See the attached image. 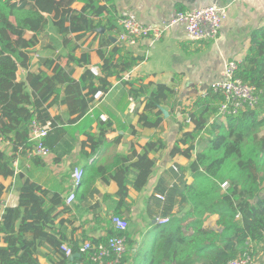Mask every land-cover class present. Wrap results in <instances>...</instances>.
Listing matches in <instances>:
<instances>
[{"label": "trees", "instance_id": "16d2710c", "mask_svg": "<svg viewBox=\"0 0 264 264\" xmlns=\"http://www.w3.org/2000/svg\"><path fill=\"white\" fill-rule=\"evenodd\" d=\"M110 1L0 0V175L15 177L19 182L18 205L5 206L3 212L4 186L0 184V237L6 243L0 246V264H41L40 249L45 245L52 246L49 257L54 260L53 264H74L91 255L93 247L107 244L110 237L123 234L129 249L121 264H228L244 254L255 261L256 255L264 250V197L261 195L264 190V27L253 31L249 51L236 71L239 78L257 86L261 91L260 100L255 107L247 106L236 115H219L224 97L212 88L199 96L191 107L177 110L181 103L173 86L145 83L143 79L126 81L129 95L144 100L139 118L141 127L159 128L165 119L161 107L167 109L170 116H176L179 111L187 122L189 119L195 125L193 131L184 133L172 144L170 152L171 158L181 155L190 160L189 164L175 163L166 168L154 194L148 198L147 214L151 220L157 216L168 217L167 222L152 225L149 237L155 233L153 244L148 242V245L131 249L128 229L117 231L110 226L113 215L123 217L121 211H115L106 223L104 236L85 237L82 242L69 244L73 254H80L70 261L62 250L64 240L55 228L58 225L55 221L62 214L59 208L67 206V198L43 188L25 173L15 172L14 163L26 157L36 145L30 135L34 120L51 123V130L44 139L51 150L50 138L56 139L65 133L74 137L75 133L86 134L93 151L106 141L110 127H103L100 122V133L91 132V98L83 101L82 96L108 92L112 87L109 78L124 81V74L139 65L144 57L134 55L123 46H114L107 53L100 50L102 75L95 76L87 68L76 80L71 66L57 63L53 55L70 47L67 54L73 64H88V55L81 59L75 57L79 46L73 41L97 32L103 25L101 17L107 12L106 4ZM76 2L82 4L80 9L73 6ZM109 22L114 29L117 27L115 18H109ZM36 48L39 50L35 51ZM31 51L38 54L42 66L38 71L29 70L26 77L21 78V67L29 68L31 64ZM56 103L67 105L68 113L73 116L68 124L59 117H52L50 108ZM81 143L83 147L86 144ZM64 145H68L67 141ZM168 148L162 138L154 136L140 153L134 151L118 158L129 162L114 175L119 185L115 196L122 203L129 196V176L135 174L132 186L141 191L159 166L160 156L156 154ZM151 154L156 156L151 157ZM31 158L37 162L42 157ZM106 168L100 171L98 164L92 163L83 169L76 198L79 194L85 196V200L89 194L90 198L95 197L99 192L95 181L98 175L110 171ZM223 182H228L226 190L221 186ZM80 188L83 189L78 192ZM210 215L218 216L215 228L205 225ZM85 242L92 245L86 253L81 251Z\"/></svg>", "mask_w": 264, "mask_h": 264}, {"label": "crops", "instance_id": "0c3cea01", "mask_svg": "<svg viewBox=\"0 0 264 264\" xmlns=\"http://www.w3.org/2000/svg\"><path fill=\"white\" fill-rule=\"evenodd\" d=\"M212 4L228 5V18L214 40L191 41L186 37L185 28L182 25H175L157 41L152 37H146L137 45H123L118 39L122 29L119 21L131 13H135L144 24L157 26L162 21L172 18L180 10H193ZM73 6L80 9L82 4L76 2ZM106 6L108 10L101 17L103 25L96 30L97 32L87 33L81 39L73 41L79 46L75 51V57L81 59L88 55V64L85 62L80 65L73 64L67 54L70 47L60 53L56 51L53 55V58H57V63L65 67L71 66L72 76L76 80L81 78L87 68L95 76L102 75L103 58L99 53L100 50L107 53L114 46H123L134 55L144 57L139 65L124 74V81L115 77L109 78L112 87L108 92L95 97V94H86V90L83 91L85 93L82 96L83 101L91 98L89 114L93 122L90 130L98 135L100 122L103 127H110L106 133V141L99 149L93 151L88 145L86 134L79 132L73 134L74 137L71 133H65L56 139L52 136L49 143L53 149L49 156L38 158L40 161L33 162L32 158L26 155L14 164L16 173H25L32 181L52 193L60 194L65 200L73 183L72 172L75 167L85 169L95 163L98 164L100 171L105 167L110 169L105 174L97 176L95 186L99 192L95 194V197L90 198L91 194H89L85 200V196L78 193L83 189L80 188L77 198L71 203L66 200L67 206L59 208L62 214L56 219L55 224L58 225H55V228L59 230L58 236L68 245H71L73 241L82 242L85 237L98 239L106 234V223L111 215L115 211H121L123 217L129 221L128 232L132 240L130 248L134 250L151 240L149 232L152 230V225L160 222L151 220L148 216L147 202L148 198L154 194V189L164 170L175 163L186 166L190 162L181 155L171 158L172 144L184 133L193 131L195 125L187 122L178 111L176 116L169 115L165 118L157 129L141 127L139 118L144 109V100L143 98L134 99L129 95V86L126 81L143 79L145 83L171 85L177 92V101L181 103L177 110L191 107L199 96L205 94L211 84L222 77V70L229 60L240 62L246 56L253 31L264 27V0H111ZM111 17L117 22L115 29L109 22ZM52 35L54 39L57 38L54 30ZM107 40L109 43L106 42ZM48 41L49 39H46V42ZM38 48L35 51H38ZM34 54L36 53L30 52L32 59L29 68L21 67V78H25L29 70L38 71L42 66ZM93 68L97 71L96 73ZM49 72L52 73V70ZM50 113L52 117H59L60 121L66 124L73 117L68 113L65 103H56L50 108ZM106 122L109 125H105ZM154 136L162 138L169 148L156 154L160 156L159 166L155 168L149 182L141 191H137L132 186L135 174L132 173L129 176L131 187L129 196L126 202L122 203L115 196L119 185L114 175L129 162L119 161L118 158L131 155L134 151L140 153ZM66 141L68 145L65 146ZM81 141L86 142L84 147ZM100 171H94V173ZM189 181H192V177ZM18 183L15 177L0 175V184L4 186L2 212L5 206L18 205ZM106 195L112 197H106ZM158 218L161 217L157 216ZM217 219V215H210L206 226L215 228L218 226ZM215 223L216 226L212 225ZM110 226L113 228L112 224ZM5 244L4 238L0 237V246ZM40 250V263L53 264L54 260L49 257L52 254V246L45 245ZM254 263L264 264V250L256 255Z\"/></svg>", "mask_w": 264, "mask_h": 264}, {"label": "built area", "instance_id": "2783aa9c", "mask_svg": "<svg viewBox=\"0 0 264 264\" xmlns=\"http://www.w3.org/2000/svg\"><path fill=\"white\" fill-rule=\"evenodd\" d=\"M228 18V5L212 4L199 7L193 10L178 11L169 20H164L157 26L144 24L135 13H131L123 17L119 23L122 26L118 39L123 45H137L140 40L146 37H152L154 40H160L164 34L170 31L175 25H182L185 28L186 37L191 41H209L217 38L220 30L224 26ZM38 57V54H34ZM239 61L229 60L223 70L222 77L216 80L211 87L214 91L223 94L224 100L219 107V115L228 116L236 115L247 106L255 107L260 100L261 91L257 86L249 84L236 75ZM93 71H97L93 68ZM99 92L95 97H99ZM105 118V116H103ZM188 122L191 121L188 119ZM51 130V123L42 124L34 120L31 125V139L36 141V145L27 152L29 158L40 156L47 157L51 154V149L45 144L44 139ZM176 169V167L174 166ZM83 168L75 167L72 172V181L67 201L71 203L76 198V191L79 183L83 178ZM222 188H228V182L222 183ZM160 199L164 196L158 194ZM161 223L168 221V217L156 218ZM111 223L117 231H126L129 227V221L120 216L113 215ZM90 242H85L82 252H87L91 248ZM93 253L74 264H121L126 254L127 237L123 235H115L109 238L107 244H100L93 247ZM62 250L67 256H71L72 248L62 245ZM228 264H256L249 254H244L237 259L231 260Z\"/></svg>", "mask_w": 264, "mask_h": 264}, {"label": "water", "instance_id": "95a60500", "mask_svg": "<svg viewBox=\"0 0 264 264\" xmlns=\"http://www.w3.org/2000/svg\"><path fill=\"white\" fill-rule=\"evenodd\" d=\"M161 110L163 111L165 118H168L169 117V111L167 109H165L164 107H161ZM261 195H263V197H264V190L261 192ZM154 221H156V219ZM76 257H80V254L79 253L72 254L71 256H69V260L73 261Z\"/></svg>", "mask_w": 264, "mask_h": 264}, {"label": "rangeland", "instance_id": "374dc122", "mask_svg": "<svg viewBox=\"0 0 264 264\" xmlns=\"http://www.w3.org/2000/svg\"><path fill=\"white\" fill-rule=\"evenodd\" d=\"M206 221H207V219H206ZM208 224H209V222H207ZM205 225H206V222H205ZM212 225H214V226H216V223L215 224H212ZM217 227V226H216ZM154 239H155V233L153 232V235L151 236V240L149 241V243H152L153 244V242H154ZM144 245V244H143ZM142 245V246H143ZM146 245H148V242L146 243Z\"/></svg>", "mask_w": 264, "mask_h": 264}]
</instances>
